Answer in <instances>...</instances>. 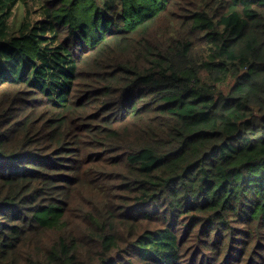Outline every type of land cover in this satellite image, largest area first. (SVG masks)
<instances>
[{"label": "trees", "instance_id": "16d2710c", "mask_svg": "<svg viewBox=\"0 0 264 264\" xmlns=\"http://www.w3.org/2000/svg\"><path fill=\"white\" fill-rule=\"evenodd\" d=\"M0 264H264V0H0Z\"/></svg>", "mask_w": 264, "mask_h": 264}, {"label": "rangeland", "instance_id": "374dc122", "mask_svg": "<svg viewBox=\"0 0 264 264\" xmlns=\"http://www.w3.org/2000/svg\"><path fill=\"white\" fill-rule=\"evenodd\" d=\"M205 77V76H204Z\"/></svg>", "mask_w": 264, "mask_h": 264}]
</instances>
